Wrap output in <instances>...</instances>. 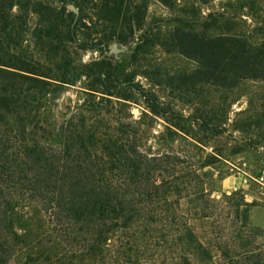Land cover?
<instances>
[{
	"label": "trees",
	"instance_id": "1",
	"mask_svg": "<svg viewBox=\"0 0 264 264\" xmlns=\"http://www.w3.org/2000/svg\"><path fill=\"white\" fill-rule=\"evenodd\" d=\"M152 1L0 0V264H219L192 220L214 216L218 202L230 204L235 193L212 197L210 156L145 149V122L125 113L117 89L125 81L138 90L151 114L184 116L139 81L115 79L124 60L135 61L159 38L163 19L146 21ZM156 1L175 14L163 43L197 60L201 81L226 93L219 100L234 97L242 83L264 84L261 0H228L206 15L199 5L212 0ZM70 4L76 10L67 11ZM96 27L97 40L82 31ZM134 39L130 56L117 63L77 56L78 49ZM78 83L84 96L57 121L60 97ZM195 112L201 131H224L220 112ZM234 122L236 130L264 129V96L257 111ZM244 200L234 204L232 230L247 243L255 201ZM212 225L214 241L231 232L220 220ZM227 247L217 244L226 264H264L262 255L233 261Z\"/></svg>",
	"mask_w": 264,
	"mask_h": 264
},
{
	"label": "rangeland",
	"instance_id": "2",
	"mask_svg": "<svg viewBox=\"0 0 264 264\" xmlns=\"http://www.w3.org/2000/svg\"><path fill=\"white\" fill-rule=\"evenodd\" d=\"M188 1L193 2V0ZM227 1L212 0L199 6L206 15L210 11L221 9ZM261 1L264 3V0ZM70 9L76 10V7L70 4L67 11ZM174 15V12L161 2L156 0L150 2L146 21L150 25L163 19L159 24L161 26L159 38L145 46V52L139 53L135 61L130 58L124 60L125 62L119 66L115 79L121 80L122 77L127 76L139 81L145 89L155 92L165 108L174 111L178 117L179 113L184 116H180L178 120L173 116L151 114L145 107L141 93L125 81L117 87L120 96L124 97L121 101L127 105L124 111L125 113L130 111L135 118L141 117L145 122L147 128L144 139L145 149L153 153L173 150L188 160H204L210 156L213 164L207 169H211L214 175L207 187L208 191L212 192V197L220 199L221 193H235V196L229 200L230 204L226 201L218 202L214 216L212 215L209 219L194 218L192 220L200 238L212 248L215 262L226 264V260L217 250V244L221 241L228 245V255L233 261L245 259L247 255L264 256V129L236 130L234 128V121L237 120L239 123L245 116L258 110V105L264 96V84L253 81L242 83L234 97L219 100V96H224L226 93L211 83L201 81L203 78L196 75V71L200 68L197 60L188 54H183L182 49L177 46L163 43L168 41V31L173 27ZM243 19H246L248 23L251 22L246 15ZM87 24L91 25V22L87 21ZM97 27L83 28L82 31L88 32L91 38L97 40L100 38L98 34L100 28L97 29ZM135 40L102 43L94 48L78 49L77 56L82 62L106 58L117 63L118 59L130 56L135 47ZM81 85L83 84L78 83L71 86L62 94L58 101L59 106L56 108L57 121H60L64 113L84 96ZM111 98L117 99L114 95H111ZM231 98H234L232 102ZM248 106L251 107L249 113H240V110ZM196 107L211 109L220 114L226 112V115H218L221 119L223 116L226 117L224 131L220 133L201 131L198 124L192 121ZM144 111L148 115L143 114ZM177 126L183 127L182 130ZM249 136L254 139V144L249 143ZM243 198L246 202L255 201L249 206L248 211V223L254 230L247 243L245 239L235 237V231L232 230L238 223L234 217V204L241 203ZM189 205L186 200H183L184 209L189 208ZM221 207L224 209L223 216L217 214ZM228 211H231L232 215H227ZM30 212L33 215L42 216L40 212L34 210ZM219 220L228 224V231L231 232L225 234L222 240L214 241V234L211 233L212 223ZM12 264L15 263L12 262Z\"/></svg>",
	"mask_w": 264,
	"mask_h": 264
}]
</instances>
